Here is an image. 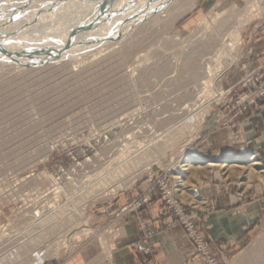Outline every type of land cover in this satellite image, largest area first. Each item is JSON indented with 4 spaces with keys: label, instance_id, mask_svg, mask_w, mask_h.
<instances>
[{
    "label": "rangeland",
    "instance_id": "374dc122",
    "mask_svg": "<svg viewBox=\"0 0 264 264\" xmlns=\"http://www.w3.org/2000/svg\"><path fill=\"white\" fill-rule=\"evenodd\" d=\"M38 1L0 0L1 39L73 0ZM186 6L158 22L113 21L60 52L37 41L23 63H0V264H59L91 243L115 264L131 215L145 254L155 236L180 230L186 264H264V154L250 132L264 114V0ZM242 18L223 72L222 39ZM217 197L238 216L260 209L237 250L209 234ZM153 202L155 228L144 217Z\"/></svg>",
    "mask_w": 264,
    "mask_h": 264
},
{
    "label": "bare ground",
    "instance_id": "6f19581e",
    "mask_svg": "<svg viewBox=\"0 0 264 264\" xmlns=\"http://www.w3.org/2000/svg\"><path fill=\"white\" fill-rule=\"evenodd\" d=\"M1 2H2V0H1ZM18 2H19V0H18ZM27 3L28 2L26 1V4ZM38 3H39V1H38ZM47 3H49V2H47ZM10 4H9V7H10ZM13 4H14V2H13ZM22 4H24V3H22ZM40 4H42V3H40ZM186 4H187V0H73L69 4H67V6H63V8L60 9L57 13H55V15L51 16L49 13L44 18H41L37 21L35 20L36 22H34L33 25L30 24L31 27H28L26 25L24 27L25 31L22 32L21 34L8 36L7 38H5V40L1 39V37H2L1 36L0 37V39H1L0 40V63H5V64L10 63V65H11V63H13L12 61L16 62L18 60H21V62L23 63L27 57H21V56H24L26 51L31 50V47L37 41H47V40H50V42L58 41L57 45L55 44L56 47H54L50 50L52 52H54L55 50H56V52H58V51L60 52L61 51L60 48L64 47V46H65L64 48L69 49L71 47L76 46L80 40H83V37H86L90 33H93L95 31H99L100 29H102L104 27L111 26L110 24H112L113 21H114L113 23H115V22H117V20H120V19L125 21L128 19L135 20L137 18L140 19V18L145 17L146 18L145 21L150 20L152 22H158L160 17L161 18L164 17L163 15L175 16L174 18H177L179 15L181 16L182 14L185 13L184 8H187ZM36 5H35V7H36ZM3 6L5 7L6 5H3ZM16 6H17L16 4L13 5V7H16ZM9 7H7V8H9ZM13 7L11 6L12 9H13ZM22 9H24V8H22ZM30 9H32V8H30ZM30 9H29V11H30ZM3 11H5V10H3ZM6 11H7V9H6ZM25 11H27V10H25ZM14 13H15V11H14ZM27 13L29 15V12H27ZM32 14H33V12H32ZM32 14H31V16H32ZM39 14H40V11H39ZM237 17H239V15H237ZM243 18L240 19L239 21L237 20V22L234 21V24H233L234 26L230 30L229 34L226 35V37L222 39L223 49H221L219 52V55L221 58V62L219 65H220V68L223 69V72L226 69H228L231 64L233 65V63H232V62H234L233 54L235 53V50H236V46H237L236 42L239 39L240 28L245 24V20ZM1 26L2 25H0V27ZM16 26H17V24H16ZM4 27H6V26L4 25ZM20 29H23V28H20ZM17 30H18V28H17ZM20 31H23V30H20ZM3 35H5V34H3ZM67 37L68 38L73 37V39L72 40L70 39L71 41H69V40H67L68 39ZM208 45H205V46H208ZM46 52H47V49H46ZM16 53H18V54H16ZM21 62H19V65ZM29 66H31V65H29ZM213 71H214V69L211 70V68H210L211 78H213L215 75L218 74V73L214 74ZM216 71L217 70L215 69L214 72H216ZM241 159H242V157H238L235 160V162H239V161H241ZM195 161H196V159L193 156H189L186 159V165L183 167H187L189 164L194 163ZM252 166L256 167V166H258V164H253ZM184 171H186V170L183 169L182 172H184ZM100 185L101 184H99L98 186H100ZM110 186H111V183H110ZM119 187H121V186H119ZM113 188H114V186H113ZM90 189H91V187H90ZM91 191H94V190H91ZM110 191H111V189H110ZM61 194H63V193H61ZM88 195H91V194H88ZM59 199H61V197H59ZM70 199L71 198H69L68 200H70ZM66 201H67V199H66ZM58 204H60V203H58ZM69 208H71V207H69ZM42 210H43V208H42ZM77 233L74 235L75 241L79 240L78 237L81 236L79 232H77ZM65 245H66V243H65ZM73 245H75V244H73ZM96 262H98V261H96Z\"/></svg>",
    "mask_w": 264,
    "mask_h": 264
},
{
    "label": "crops",
    "instance_id": "0c3cea01",
    "mask_svg": "<svg viewBox=\"0 0 264 264\" xmlns=\"http://www.w3.org/2000/svg\"><path fill=\"white\" fill-rule=\"evenodd\" d=\"M251 134H254L257 148L264 154V114L251 124ZM241 157V156H239ZM254 164H258L255 162ZM138 194L134 195L137 197ZM226 197V196H222ZM219 212L205 215L206 225L211 227V234L227 249L237 250L243 243L244 235L249 226L259 216L260 209H252L249 215H235L233 204L223 202L217 197ZM227 198V197H226ZM159 203L153 202L144 210V217L151 228L163 224L159 216ZM257 207V206H256ZM141 232L134 215H131L123 226L122 236L113 250L115 264H186L192 254L190 243L180 230L165 231L151 240L152 253L145 254ZM97 258V259H96ZM96 259V260H95ZM105 259L96 243L85 245L71 256L62 257L59 264H104ZM103 260V261H102ZM98 261V262H96Z\"/></svg>",
    "mask_w": 264,
    "mask_h": 264
},
{
    "label": "built area",
    "instance_id": "2783aa9c",
    "mask_svg": "<svg viewBox=\"0 0 264 264\" xmlns=\"http://www.w3.org/2000/svg\"><path fill=\"white\" fill-rule=\"evenodd\" d=\"M143 228L145 229V227H143ZM153 234H154L153 232H149L148 236H146V237L148 238V237L152 236ZM195 240L197 241L198 246H200L201 248H206L205 242L203 240H201L199 237H197Z\"/></svg>",
    "mask_w": 264,
    "mask_h": 264
},
{
    "label": "water",
    "instance_id": "95a60500",
    "mask_svg": "<svg viewBox=\"0 0 264 264\" xmlns=\"http://www.w3.org/2000/svg\"><path fill=\"white\" fill-rule=\"evenodd\" d=\"M16 54H18V53H16Z\"/></svg>",
    "mask_w": 264,
    "mask_h": 264
}]
</instances>
